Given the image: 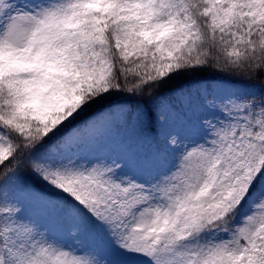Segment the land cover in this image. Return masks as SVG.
I'll use <instances>...</instances> for the list:
<instances>
[{
    "label": "snow or ice",
    "instance_id": "1",
    "mask_svg": "<svg viewBox=\"0 0 264 264\" xmlns=\"http://www.w3.org/2000/svg\"><path fill=\"white\" fill-rule=\"evenodd\" d=\"M0 264H264V0H0Z\"/></svg>",
    "mask_w": 264,
    "mask_h": 264
}]
</instances>
